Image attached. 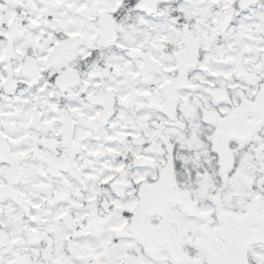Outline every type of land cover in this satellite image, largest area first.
I'll use <instances>...</instances> for the list:
<instances>
[{"label":"snow or ice","instance_id":"snow-or-ice-1","mask_svg":"<svg viewBox=\"0 0 264 264\" xmlns=\"http://www.w3.org/2000/svg\"><path fill=\"white\" fill-rule=\"evenodd\" d=\"M0 264H264V0H0Z\"/></svg>","mask_w":264,"mask_h":264}]
</instances>
